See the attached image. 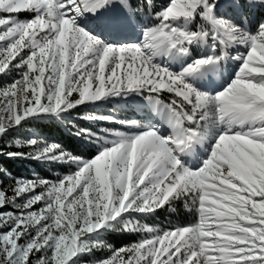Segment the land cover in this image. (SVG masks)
I'll list each match as a JSON object with an SVG mask.
<instances>
[{"label":"snow or ice","instance_id":"obj_1","mask_svg":"<svg viewBox=\"0 0 264 264\" xmlns=\"http://www.w3.org/2000/svg\"><path fill=\"white\" fill-rule=\"evenodd\" d=\"M222 7L0 0V158L68 169L55 179L0 170V264H264V15L249 12L264 0H231V14ZM137 26L136 42H125ZM117 97L138 98L153 118L70 119ZM44 119L95 144V154L9 139ZM178 203L191 223L138 218ZM111 233L138 239L116 246Z\"/></svg>","mask_w":264,"mask_h":264},{"label":"trees","instance_id":"obj_2","mask_svg":"<svg viewBox=\"0 0 264 264\" xmlns=\"http://www.w3.org/2000/svg\"><path fill=\"white\" fill-rule=\"evenodd\" d=\"M230 3L231 0H227V3L224 4V9L227 11L226 14H230L233 11L227 7ZM249 12L254 14L256 18L259 19L262 15H264V8L250 9ZM27 16L28 14H21V18H26ZM141 19L146 18L142 16ZM29 132L36 135V138L63 144L66 149L75 154H79L84 158H90L97 150L95 144H89L88 142L75 137L69 132L66 126H63L60 121L55 119L36 120L30 124H26L24 127L19 129L18 132L13 133L9 139L15 140L25 138ZM4 143L5 142L0 141V144ZM23 150L28 151L29 149L25 148ZM54 169H59L61 171L64 170V168L60 166H57ZM54 169L51 168V170ZM0 170H6L11 175L16 177L32 178L33 175L48 179L53 177L50 172H47L45 166H40L30 160H9L6 157L0 158ZM0 179L6 180V178L2 176H0ZM174 207L175 211H159L158 214L154 216L153 222H150V224L156 223L159 224L160 227L169 228L178 224H189L194 220V216L192 213L187 211L183 203H178ZM107 239L114 245L120 246L128 242H133L138 239V237L129 234L111 233L107 236Z\"/></svg>","mask_w":264,"mask_h":264},{"label":"rangeland","instance_id":"obj_3","mask_svg":"<svg viewBox=\"0 0 264 264\" xmlns=\"http://www.w3.org/2000/svg\"><path fill=\"white\" fill-rule=\"evenodd\" d=\"M156 2L159 3V0ZM221 3H222V5H224L225 3H227V0H221ZM224 8H225V5H224V7L221 8V11L226 14L227 11H225ZM22 14H27V13H22ZM139 34H140V28L137 26L135 29V34L132 35L131 37H134L137 39V36H139ZM133 42H136V40ZM234 68H235V65L230 63L229 67H228V72H232L234 70ZM213 81H214V83H218L220 81V77H214ZM141 110H143L144 112H149L148 109L143 108L141 106L138 98L129 97L127 100H125L124 98H120V97L109 98L107 100L99 101L95 104H87V105L79 106L78 110L73 111L70 119H73L76 116H82L84 114L90 113V114H95V115L113 116V117H115V119L117 121L135 120L138 123L143 124L149 120V117L140 114ZM61 124H63V123H61ZM79 124L81 127H88V128H92L93 130H97V131L103 127H112V128H115V129L121 130V131H128L129 130L127 127H125L123 124H120V123L109 124L107 122H99L98 121V122L93 124V123H90L88 121H79ZM63 126H65V125L63 124ZM35 136L36 135L31 134V132H29L27 134V137L21 138L20 140H26L29 138H36ZM33 162H35V161H33ZM35 163L39 164L40 166H45L47 172H50L51 176H53L51 179H55L58 176H62L64 174H66V171L68 170V169H66V167H64L63 171H61L59 169H54L57 167V165L41 164L38 162H35ZM51 168H53L54 170H51ZM35 177H41V176H37V175L32 176V178H35ZM138 218L141 219V223L150 224V222H153L154 216L147 217V218H140V217H138ZM154 224H156V223H154ZM154 224H150V225L153 226ZM154 226L160 227L159 224H156ZM160 228H163V227H160ZM104 254L105 253H98V255H101V256Z\"/></svg>","mask_w":264,"mask_h":264},{"label":"bare ground","instance_id":"obj_4","mask_svg":"<svg viewBox=\"0 0 264 264\" xmlns=\"http://www.w3.org/2000/svg\"><path fill=\"white\" fill-rule=\"evenodd\" d=\"M135 40H136V38H134V37H130L129 40H126L125 42H128V41H129V42H130V41L133 42V41H135ZM140 114L149 117V119H152V118H153L151 113H149V112H144L143 110L140 111Z\"/></svg>","mask_w":264,"mask_h":264}]
</instances>
